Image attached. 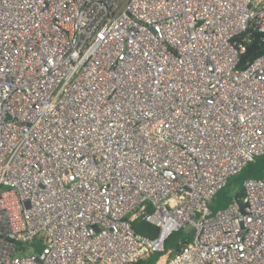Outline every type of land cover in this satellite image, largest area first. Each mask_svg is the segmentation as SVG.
I'll return each instance as SVG.
<instances>
[{"label":"built area","instance_id":"built-area-1","mask_svg":"<svg viewBox=\"0 0 264 264\" xmlns=\"http://www.w3.org/2000/svg\"><path fill=\"white\" fill-rule=\"evenodd\" d=\"M253 33L264 0H0V264H264V176L210 209L264 154Z\"/></svg>","mask_w":264,"mask_h":264},{"label":"rangeland","instance_id":"rangeland-1","mask_svg":"<svg viewBox=\"0 0 264 264\" xmlns=\"http://www.w3.org/2000/svg\"><path fill=\"white\" fill-rule=\"evenodd\" d=\"M259 171L256 175L251 177L262 178L264 176V154L256 157L254 161L250 162L247 166L244 167L243 171L232 176L228 179L226 185L219 190V192L214 196L212 203L210 204V209L214 212L217 209H223L231 200L239 195V191L242 189L243 177L248 175L251 172ZM247 178V177H246ZM191 237V226L188 224L184 229H180L177 232H174L169 239L168 244L166 243V249L172 248L175 241L179 238L185 237V235ZM29 253V252H27ZM160 253L153 254L154 257H157Z\"/></svg>","mask_w":264,"mask_h":264},{"label":"trees","instance_id":"trees-1","mask_svg":"<svg viewBox=\"0 0 264 264\" xmlns=\"http://www.w3.org/2000/svg\"><path fill=\"white\" fill-rule=\"evenodd\" d=\"M242 35L236 37V40L241 41ZM259 55H264V35L258 34V33H253V37L251 38V41L249 42V44H247L245 52L240 55L238 66L243 67L247 61L252 60L254 57L259 56ZM243 169H242V171H243ZM257 172H259V171L251 172L248 175L244 176L243 179H245L246 177H251L253 175H256ZM239 195H242V189H241V191H239ZM226 206H224V207H226ZM132 228L134 229L135 232L142 233V234H145V235L150 236V237H154L157 234L156 226H154V225H152L146 221H143L141 219H137L134 222H132ZM171 236L167 239V244H168ZM185 238H188L187 235H185V237H183V238L177 239L172 248H177L179 245L178 241L184 240ZM155 253L158 254L160 252H152L146 259L140 260L137 264H157L158 262H160V257L163 253L161 252V254H159L157 257H154L153 254H155Z\"/></svg>","mask_w":264,"mask_h":264}]
</instances>
